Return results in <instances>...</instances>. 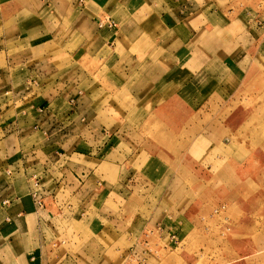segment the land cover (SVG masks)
<instances>
[{"label": "crops", "instance_id": "0c3cea01", "mask_svg": "<svg viewBox=\"0 0 264 264\" xmlns=\"http://www.w3.org/2000/svg\"><path fill=\"white\" fill-rule=\"evenodd\" d=\"M262 60L264 0H0V264H113L107 235L139 264H199L227 146L261 142L264 98L246 145L218 139Z\"/></svg>", "mask_w": 264, "mask_h": 264}, {"label": "rangeland", "instance_id": "374dc122", "mask_svg": "<svg viewBox=\"0 0 264 264\" xmlns=\"http://www.w3.org/2000/svg\"><path fill=\"white\" fill-rule=\"evenodd\" d=\"M261 66L264 70V60H262ZM251 84H253L252 87ZM259 98H264V72L249 73L243 85L233 95V105L237 108L232 119L228 120V125L233 132L228 130L225 134V130H222V135L218 139L221 145L226 147V144L221 140L223 135L231 137L230 140L238 146H241L243 141L246 145V142L251 138L247 134H250L252 126H256V119L253 118V121L249 120V122L245 119H249L250 115L248 114L256 107ZM170 124L176 127L181 125V123ZM213 124L216 127L212 128V133L217 129V123ZM258 130L260 137L256 140L261 142L252 153H238L237 149L227 146V148L229 147L228 150L231 149L234 153V158L229 166L235 177H231L226 173L223 176L222 172L215 177L216 185L214 187L217 188L215 203L220 201H227L228 203L224 202L226 204L225 209L215 214L216 217L212 219L210 225V232L204 234L205 236L200 240L204 244L200 246L199 264H264V125H259ZM213 151L217 152L215 148ZM200 154L195 155L199 156ZM73 159L72 162H86L90 167L96 166V163H98V160L92 158L88 159L87 162L84 157H77L76 154L73 155ZM185 160L190 161L188 157ZM78 172L82 173L80 169H78ZM200 172L202 175L205 174L203 168ZM234 198L242 200L243 211L239 212L240 215L234 225L232 223L220 227L221 222L228 221L224 212L227 205ZM110 201L112 200L110 199ZM216 224L219 228L214 226ZM70 229L79 234V236H74L75 240H79V243L86 238L84 235L81 237V228L77 227L76 224L71 225ZM106 237L101 238L110 246L106 254L113 264H139L136 260H129L130 257L126 247L130 246L132 241L127 240L125 236L119 238V240H115V236L112 235ZM60 238L68 243L71 237L68 234V236L60 235ZM67 246L68 244L61 245L62 252L65 251ZM118 246H120V251H117ZM172 250L181 252L183 248L179 246L177 249H168L164 253H169ZM92 252H90L91 255ZM94 253L96 254V252ZM123 254L127 255L123 256Z\"/></svg>", "mask_w": 264, "mask_h": 264}, {"label": "built area", "instance_id": "2783aa9c", "mask_svg": "<svg viewBox=\"0 0 264 264\" xmlns=\"http://www.w3.org/2000/svg\"><path fill=\"white\" fill-rule=\"evenodd\" d=\"M107 23L109 25H113L114 24V20L113 19H109L107 21ZM32 183H33V186H34L33 189H32V195L35 198L37 205L39 207H42L45 204V200H44V196H42L40 194V188L42 186V183H41L40 176L38 174H33L32 175ZM5 201H7V200H5ZM225 207H226V204L223 203V204L219 205L218 207H215L214 210H213V213L214 214H218L223 209H225Z\"/></svg>", "mask_w": 264, "mask_h": 264}]
</instances>
